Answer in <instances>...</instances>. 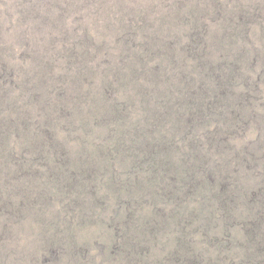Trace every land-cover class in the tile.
<instances>
[{"label": "rangeland", "instance_id": "obj_1", "mask_svg": "<svg viewBox=\"0 0 264 264\" xmlns=\"http://www.w3.org/2000/svg\"><path fill=\"white\" fill-rule=\"evenodd\" d=\"M0 117V264H264V0H0Z\"/></svg>", "mask_w": 264, "mask_h": 264}, {"label": "trees", "instance_id": "obj_2", "mask_svg": "<svg viewBox=\"0 0 264 264\" xmlns=\"http://www.w3.org/2000/svg\"><path fill=\"white\" fill-rule=\"evenodd\" d=\"M200 41V40H199ZM199 41H197L196 40V42H198V44H199ZM219 68V67H218ZM220 69V68H219ZM10 75H12V73H10ZM6 77H7V73H6ZM218 77V79H217V81H216V83L218 84H216L215 83V92L214 93H212L210 96L211 97H217V95H219V93L221 94V93H225V92H227V90H226V87H225V85L223 84V79L222 78H224V75H219V76H217ZM214 78V77H213ZM190 89H192V88H190ZM191 91V90H190ZM212 91H214V90H212ZM211 97H207L206 98V102L204 103L205 105H207V106H210V105H212V102L210 101L211 100ZM5 102V101H4ZM3 102V103H4ZM2 103V104H3ZM215 103H216V99H215ZM166 107V106H165ZM169 107H171L172 108V106H167L166 108L167 109H165L164 110V112H170L168 109H169ZM191 109H190V111H188V112H194V110H195V107H190ZM174 109H176V108H174ZM223 110L225 111V112H236V109H234V108H232V107H226V104H224V107H223ZM161 112H163V111H161ZM160 116V115H159ZM201 116H203V115H201ZM201 116H199V118H197V116H194L193 114H190V115H188L187 116V118H186V124H188V125H191V123H193V122H196V121H200L201 122V120H202V118H201ZM237 117H239V115H236ZM11 119V118H10ZM9 118H1L0 117V127H3L5 124H7V123H10L11 122V120H10ZM204 119V118H203ZM13 120V119H12ZM4 121V122H3ZM149 129H151V128H149ZM218 131V130H217ZM217 133L218 132H216L215 131V133H207L208 135L210 134V140H211V142L212 143H214V144H216V145H219V139H220V141L222 140V138H223V133L222 132H220V133H222L220 136L221 137H218L217 136ZM192 140H196V139H192ZM197 143V145H199L200 146V143L199 142H197V140L196 141H193V143ZM155 145H158L157 147H153V145L152 144H146V145H143V146H140V145H137V147H135L134 145H130L129 146V149L130 150H132V151H135L136 149H137V151H139V150H143L144 151V154L142 153V156L139 158V157H137V151H135L134 153V155H133V160H134V163L137 165V167H135L134 168V170L132 171V173H134L135 175L134 176H136L137 177V174L135 173V170L136 169H138L139 168V166L141 165V164H144L145 163V160L146 159H150V158H154L155 157V154L156 153H158L159 155L161 154L160 153V151L161 150H165V149H169V151H170V147L171 146H174L173 145V143H172V141L168 138H166V139H164V137H162L161 138V141H160V143L159 144H155ZM223 144H222V141H221V149L223 150ZM217 149H219V150H221L219 147L217 148ZM241 155H244V154H241ZM157 156V155H156ZM164 156V155H163ZM251 156H252V154H251ZM166 157H164V159H165ZM258 158H259V156H258ZM168 160H166L165 159V163H164V166H167L166 168L167 169H169L172 165L169 163V164H166V162H167ZM262 163H264V162H262ZM145 167H147V168H149L150 167V165H147V166H145ZM263 168H264V165L262 166ZM262 170V169H261ZM128 177H130V176H128ZM178 178H179V176H178ZM134 179H137V178H134ZM215 179V178H214ZM213 179V180H214ZM182 181H184V180H182ZM214 181H216V179L214 180ZM220 181V180H219ZM209 182V181H208ZM210 182H212V178L210 179ZM217 182V181H216ZM206 183H207V181H205V180H203V179H197V177L196 176H191V177H187V181L185 182V185L184 186H186V191H188L189 193L191 192V191H193V192H195L196 194H198L199 192H201V190H202V188H207L208 186L206 185ZM219 184V183H218ZM219 186H221V187H219V195H218V197H220V195H224V196H222V198H219V200H221L224 204H226V205H228V207L230 206V207H234V204H235V201L234 200H231V199H234V198H228L226 195H228L227 193H230V191H229V189H226V186H228V183H226V181H224V182H220V184H219ZM177 187H174V188H172V191L171 192H167V193H165V195L166 196H169V198L170 197H172V196H174V195H176V198L178 197L177 196V194H175L174 193V190L176 189ZM158 190V189H157ZM203 191H205V190H203ZM164 194V193H163ZM200 197V196H199ZM249 197V196H248ZM248 197L247 196H245V198H247V201L248 202H250L251 200H252V202H255V200H260V201H262L263 202V204H264V193H262L261 192V190L260 191H256L255 193H253L252 194V196L248 199ZM222 199H224V200H222ZM130 200H128L127 202H129ZM242 202H243V200H242ZM248 208H249V206H248ZM178 209L180 210V207L178 206ZM253 213L255 212V214H253V215H251V218H250V223H252V224H255V221H260V220H262L263 218H264V215H263V213H261L262 212V209H260V210H258V211H254L253 210V205L251 204V209H250ZM115 214H116V217H118V211L117 212H115ZM134 215H135V211L134 210H131V211H129V212H126V216L124 217V223H125V227L128 225V223L132 220V219H130V218H134ZM189 215V214H188ZM189 217H190V215H189ZM121 218H123V217H118V221L114 218V223H116V222H120V220H121ZM182 218L183 219H188V217L187 216H182ZM181 218V219H182ZM112 221V222H113ZM148 223H150L149 224V226L152 224H155V222H153L152 221V219H150V221L148 222ZM151 225V226H152ZM125 231V230H124ZM123 236H124V238H127V237H129V238H132L131 236H127V235H125V234H123ZM130 241V240H129ZM262 242V241H261ZM134 243H136V245H138L139 244V242H134ZM264 243V242H263ZM260 249L262 250V248L260 247ZM261 252H263V251H261ZM176 260L179 262V264H190V263H194L195 262V260L194 261H191V259L189 260V258H184V259H181L180 257H177L176 258ZM192 263V264H193Z\"/></svg>", "mask_w": 264, "mask_h": 264}]
</instances>
